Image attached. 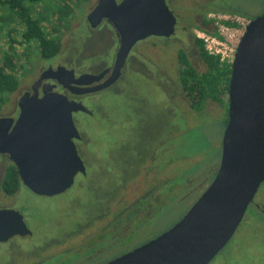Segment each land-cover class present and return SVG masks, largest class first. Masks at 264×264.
<instances>
[{
    "label": "rangeland",
    "instance_id": "374dc122",
    "mask_svg": "<svg viewBox=\"0 0 264 264\" xmlns=\"http://www.w3.org/2000/svg\"><path fill=\"white\" fill-rule=\"evenodd\" d=\"M47 1L35 5L34 15H45V18L42 15V27L48 36L61 38L63 52L71 53L78 62L87 64L85 68L90 65V70L113 61L116 41L107 37L109 32L103 29L91 31L88 25L86 14L96 0L76 2L71 14L63 18L46 7ZM216 2L221 8L209 13H239L254 18L264 12V0ZM184 7L177 4L176 10L182 12L188 8ZM193 11L192 8L190 12ZM9 29L13 30L11 35ZM23 29L17 18L0 29L2 53L9 51L12 38L21 39ZM15 47V74L20 85L7 94L0 107V116L15 111L23 90L30 87L39 69L47 63L34 42L15 44ZM160 47L159 43L148 41L140 48L145 52L143 64L128 65L117 84L89 96L85 105L92 114L81 110L73 113L77 127L87 135L81 153L90 163L88 178L78 180L77 176L78 181L75 178L65 193L50 197L36 194L21 184V192L5 199L6 202H14V199L19 202L17 207L35 231V237L23 242V248H35L41 235L47 237L48 240L42 241L47 244L54 239L51 236L54 234L63 237L69 232H84L78 239L96 241L93 247L100 246L105 239L101 252L104 258L121 254L173 226L210 184L220 163L228 103L222 105L217 100H210L202 110L195 111L187 94L176 87L180 84L181 68L178 45L171 41L166 47ZM194 65L198 71L207 68L201 58H194ZM10 162L7 157L0 158V179ZM93 189L98 191L96 196ZM144 193L156 195L146 209L141 203L143 198L137 200ZM254 201L264 210V181ZM253 202L248 205L229 242L208 264H264V214ZM130 213L134 216L127 219ZM99 214L100 219L93 225V219ZM113 222H119L115 225L117 241L108 246L107 243L112 241L108 228L113 229ZM80 225L82 229H79ZM97 226H104L101 233H108V238L98 239ZM80 247L70 249V245H60L52 247L50 252L65 250L70 254ZM6 250L0 246V264L6 258ZM46 264L68 262L57 255Z\"/></svg>",
    "mask_w": 264,
    "mask_h": 264
},
{
    "label": "water",
    "instance_id": "95a60500",
    "mask_svg": "<svg viewBox=\"0 0 264 264\" xmlns=\"http://www.w3.org/2000/svg\"><path fill=\"white\" fill-rule=\"evenodd\" d=\"M104 18L118 33L112 73L105 82L86 88L78 84L100 77L89 72L70 77L76 92L110 84L121 74L138 40L170 36L176 23L166 0H97L87 20L97 26ZM62 68L48 69L58 72ZM66 72L75 74L74 70ZM41 80L19 97L16 118L0 116V158L6 156L14 163L22 184L50 196L69 189L76 174L85 171L74 142L80 134L73 118V112L85 105L46 86L40 95ZM263 181L264 12L250 19L231 62L228 121L214 178L173 226L101 264H208L235 233ZM31 232L19 210L0 208V240Z\"/></svg>",
    "mask_w": 264,
    "mask_h": 264
},
{
    "label": "flooded vegetation",
    "instance_id": "af4514ba",
    "mask_svg": "<svg viewBox=\"0 0 264 264\" xmlns=\"http://www.w3.org/2000/svg\"><path fill=\"white\" fill-rule=\"evenodd\" d=\"M183 1H185L187 3L185 4ZM216 1H218V0H166L168 6L170 7V9L173 11L174 15L176 16L174 33L171 34L170 36L150 35V36H147L141 40H138L133 45V47L130 51V54H129V56H128L124 66L122 68L121 74L115 80H113L110 84L105 86L104 88L117 84V82L120 81L123 74L125 73V68H127L128 65L131 66L135 63L137 64V62L138 63L140 62L141 64H143V60L145 58V52L143 51V48L142 49H140V48L150 40L154 41L155 44H157V45L159 43V45L161 46L160 47L161 49H162V47H166V45L169 44V42L173 41L174 43H176L178 45V47H177L178 48V54H179V51L182 50L186 54L188 60L196 68V66L194 65V58L195 59L201 58V56L199 54L200 53L199 47H198L196 38L194 36L195 34L193 33V29L196 27L207 26V24L204 21L206 19H209L208 14H209L210 10H215V9L221 8V6H217ZM96 2H97V0H96ZM177 4H181L182 7H184V4H185V7L183 9L188 7L186 10H184L187 12L183 13L184 11L179 12L178 10H176ZM191 7L194 9L193 12H190V10L192 9ZM227 8H229V7H227ZM229 9L230 10H236V8H232V7ZM86 17H87V14H86ZM88 25H89L91 31L95 30V29L96 30H100V29L102 30L103 29V30L109 32L108 34H106L107 37L110 39L113 38V41H116V43H115L116 48H118L117 29L112 27V25L108 22V20H106V18H104L102 20V22L100 24H98L97 26H91L90 23ZM115 54H116V52H115ZM114 62H115V55H114L113 61L110 64H105V66H103L99 69L90 70L91 68H88V66H90V65H88L87 68H85L84 65H87V64H85V63L81 64L80 62H78L76 57L72 56L71 53L69 54V53L63 52L61 50L54 57L47 59V63L39 69L38 73L35 75L34 80L30 84V87L24 89L22 94L25 93L26 91H32V85L34 84V82H36L37 80L40 79V77H42V80L38 83V90H39L40 95L44 91L43 90L44 86H46L48 90H55V91L64 93L70 99L82 102L85 105L86 101L90 100L89 96H92L95 92H97L103 88L97 89V90H88L87 89L84 92L79 93V92H76L75 90L71 89V87L75 86L76 84H74V82H72L70 80V77H80L82 74L88 73V72L94 73L95 75H97L96 77H100V78L97 80H91V81H89L90 83H86V84L83 83L80 85L78 84V87L86 88V87H91L94 85H99V84L105 82L110 77V75L112 73ZM178 62L181 66L179 58H178ZM50 66L52 68H57L58 66H63V68L59 69L58 72H53V71L48 69ZM91 67L93 68L92 65H91ZM47 69L49 71L44 73L45 70H47ZM67 70H74V73H75L74 76L67 73L66 72ZM82 77H86V76H82ZM57 78H59L62 82H59L57 80ZM85 80H87V78H85ZM179 83H180V80H179ZM176 87L179 88V90H181L182 93L183 92L186 93L184 85L182 83H180ZM81 111L88 113V114H92V111L86 105H85V108ZM74 112H77V111H74ZM18 113H19V107L17 106L15 111L8 116H13L16 118L18 116ZM73 118H74V116H73ZM74 121H75V119H74ZM76 126H77V124H76ZM77 129H78V132L80 135H79V137H77V136L74 137V142L76 144L78 154L81 156V158L84 162V165H85V171L84 172L79 171L75 176V178L78 176V180H79V179L85 178V177L88 178L89 172H90V170H89V164L90 163L85 161V159L81 153V151L83 150L84 142L86 141L87 135L85 132L81 131L79 129V127H77ZM7 159H9V158L7 157ZM146 166H147V164H146ZM148 171L145 173L147 174ZM2 179H3V177H2ZM2 179H0V208L12 207V208H15V209L20 211L21 209H19V207H17L19 205V202L16 203L17 202L16 199H14L15 200L14 202H6L5 199H7L9 197L13 198L14 195L18 194L17 192H21V188H19L16 191V193H14V195L12 194L13 196L9 195V194L5 193L2 189V186H1ZM76 180H77V178H76ZM81 186H83V185L81 184ZM95 191L96 190L93 189V193H94L93 195L96 196V194H98V191L97 192H95ZM65 192L66 191L61 192V193H65ZM106 192H108V191H106ZM61 193H58V195ZM3 195H5V196H3ZM54 195H57V194H54ZM54 195H50V196H54ZM45 196H49V195H45ZM155 197H156L155 193H150V194L144 193L143 195L138 197L137 200L143 198V201L141 203L143 204V207L146 209L147 207L150 206V204L155 199ZM113 198L114 197H112V199ZM108 201L106 202L107 204H108ZM106 203L104 204V207L102 209L105 208ZM10 204H12V205H10ZM253 205L256 206L257 209H261L260 204L258 202L254 201ZM261 210H259V211H261L264 214V210L263 209H261ZM20 213L23 215L24 221L26 222V224L28 225V227L31 229L32 232L29 234L28 233L27 234H15V235L9 237L7 240H0V246H3L7 249L6 250V258L4 259V261L1 264H46L47 262H51L52 259L54 257H56L57 255L62 256L65 260H67L68 264H70V261H72V264H101V263L108 261V260L116 257L117 255H119V254H117V255H114V256H111L108 258H104V254L101 252H103V243H104L105 239H103L101 241L102 243L100 244V246L93 247L94 245H96V241H94L90 238L82 239V240L78 239L82 234H85L84 232L80 233V234H75V233L71 234V232H69L66 235H64L63 237H60V234H54V235H51L54 239L47 244L42 242L43 240H48L47 237L41 235L39 243H38V245H36L35 248L33 247L31 250L23 248V242H27V241L33 239L35 237V231H34L33 227L31 226L29 220L25 219V216L21 211H20ZM100 216H101V214H99V216L97 218L93 219V225L97 224V221L100 219ZM131 216H134V215L132 213L128 214L127 219H131ZM120 220H122V219L120 218L119 222H120ZM119 222L118 223L113 222V229L108 228V231L110 234L109 237L112 238V241L107 243L108 246H113L114 243L117 241V234H116L117 230L115 229V227H116L115 225L118 226ZM98 227L100 228V230H97ZM82 228H83L82 225H80L79 229H82ZM101 230L104 231V226H97L95 229L96 232H99L98 239L101 240V238H103V237L108 238L107 237L108 233H106V235L104 233L102 234ZM93 235L95 236V234H93ZM89 239L92 240V242ZM79 240H81V241L78 242ZM60 245H70V249H72L73 246H77V247L81 246V247L75 248L74 250L71 251L70 254H68L67 251H65V250H58L56 252H50L52 247L54 248V247H58ZM91 247H93V248H91ZM47 252H48V254H46ZM55 254H57V255H55Z\"/></svg>",
    "mask_w": 264,
    "mask_h": 264
},
{
    "label": "trees",
    "instance_id": "16d2710c",
    "mask_svg": "<svg viewBox=\"0 0 264 264\" xmlns=\"http://www.w3.org/2000/svg\"><path fill=\"white\" fill-rule=\"evenodd\" d=\"M41 1L0 0V29L7 26L13 18H17L24 27L21 39H11L8 52L2 53L0 50V107L6 101L7 94L16 90L20 85V79L15 74V44H30L34 42L37 44L38 52L43 59L54 57L62 49L61 38L48 36L42 27L45 15L42 14L44 18L39 12L38 15H34L35 5ZM83 1L87 0H48L46 7H50V10L56 13L59 18H63L71 14L76 2ZM204 22L207 26L198 28L217 34L210 18ZM12 32V29L8 30L9 35ZM194 36L199 47V54L206 62L207 68L204 71H198L188 60L186 54L180 50L178 54L181 63L179 80L184 85L186 94L195 111H200L210 100H217L222 105L228 103L231 63L221 61L218 55L209 53L203 40L196 35ZM21 184L16 166L13 162H10L6 166L3 175L2 189L5 193L12 195L16 193Z\"/></svg>",
    "mask_w": 264,
    "mask_h": 264
},
{
    "label": "built area",
    "instance_id": "2783aa9c",
    "mask_svg": "<svg viewBox=\"0 0 264 264\" xmlns=\"http://www.w3.org/2000/svg\"><path fill=\"white\" fill-rule=\"evenodd\" d=\"M208 17L215 26L217 34L197 27L195 35L203 40L209 53L218 55L221 61L231 63L250 18L239 13L223 15L209 13Z\"/></svg>",
    "mask_w": 264,
    "mask_h": 264
}]
</instances>
